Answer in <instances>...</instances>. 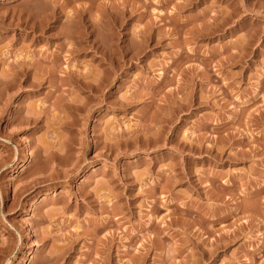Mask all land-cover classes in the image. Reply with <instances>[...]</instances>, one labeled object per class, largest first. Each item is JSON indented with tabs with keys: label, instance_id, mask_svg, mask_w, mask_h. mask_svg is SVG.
Instances as JSON below:
<instances>
[{
	"label": "rangeland",
	"instance_id": "obj_1",
	"mask_svg": "<svg viewBox=\"0 0 264 264\" xmlns=\"http://www.w3.org/2000/svg\"><path fill=\"white\" fill-rule=\"evenodd\" d=\"M18 2L2 0L0 3V24L10 26L9 31L3 34L6 41L13 31L19 36L20 30L16 25L22 27ZM106 2L114 4L116 0ZM120 2L122 7L112 14L117 17V27L134 55L125 58L119 78L109 86L91 52L74 54L69 48L59 54L58 60L55 56L50 57L51 62L46 63L44 74L54 75L63 85L60 92L69 93L65 99L83 97L87 100V94L80 91L74 78L85 85L91 80L90 86L101 87L100 92H92V95L95 97L102 93L103 105L91 112L86 125L81 121L89 140L97 130L113 138L119 137L123 126L119 122L132 119L137 110H142L149 120L168 112L173 118L179 116V121L170 128L166 141L157 143L155 139L147 142L143 137L139 139L141 148H157L158 151L120 157L118 163L127 160L140 164L133 169L140 176L130 177L132 186L127 188L123 197L114 201L110 193L103 192L99 181L107 180V176L96 177L95 184L100 187L102 196L91 205L76 195V189L65 191L59 203L49 205L54 221L50 219L48 225L54 222L56 227L53 231L62 234L45 237L42 226L39 235L30 234V248L46 249L54 264H160L161 260L167 264H189L190 256L182 247L180 237L190 233L194 225L199 226L194 219L199 214L192 210V201L200 197L191 191V187L201 178L211 183L208 177L222 176L234 181L252 167L253 157L264 154V41L259 42V47L246 41L250 17L242 14L243 9H239L240 14H237L234 0ZM250 3L251 0H246L245 6ZM96 10L100 11L99 0ZM33 46H36L35 42ZM129 73L130 78L122 83V78ZM31 79H37L34 72ZM47 82L43 80L44 84ZM73 90L79 92V96H73ZM137 92L144 93V96L137 98ZM17 102L24 107L25 115L31 113L33 123L38 121L46 128L49 116L54 124L62 119L59 108L53 110L54 106H48L51 102L38 95L21 91L12 101L13 104ZM8 110L11 112L13 109L9 106ZM111 121L118 123L113 125ZM145 122L138 119L140 124ZM6 126L7 118L0 128ZM74 131L78 132L79 128ZM16 135L23 137L25 132ZM56 139L51 136L49 142ZM164 144L166 146H162ZM177 146L187 153L183 156L184 166L182 170L173 168L169 172L166 166L175 164L180 158L177 155L174 159L170 151ZM135 147L136 142H127L129 152ZM40 150L43 152L44 148ZM95 155L90 151V158ZM152 157L157 159L149 168L144 161ZM259 163L257 159V167ZM17 164L22 169L27 166V161L21 157ZM93 166L103 167V161H96ZM89 167L92 166H86L85 170ZM162 168H165L163 174L160 172ZM122 179L125 184L129 183V178ZM25 180L32 181V184L38 182L28 173L20 178L8 177L14 187L6 207L11 210L15 204L17 210L11 214H0V225L9 231L16 229L19 232L12 217L24 220L26 207L30 206L27 204L29 197L40 191L39 188L36 192L29 191L31 184L24 183ZM15 186H20L19 191ZM54 186L60 190L59 181ZM203 191L201 185L200 192ZM18 196L22 199L18 200ZM185 201L187 203L181 208ZM212 228H222L224 235L217 236L210 231ZM201 231L207 237L204 243L213 246L220 240L227 241L239 234L240 229L231 221L221 225L208 220ZM17 240L26 242L27 238L21 233ZM241 245L239 251H235ZM200 247L202 245L193 248V264ZM222 247H226L227 255L218 252L216 256L221 264L231 259L233 253L237 259L246 256L248 260L256 261L264 255V243L260 240L248 243L237 240Z\"/></svg>",
	"mask_w": 264,
	"mask_h": 264
},
{
	"label": "clouds",
	"instance_id": "obj_2",
	"mask_svg": "<svg viewBox=\"0 0 264 264\" xmlns=\"http://www.w3.org/2000/svg\"><path fill=\"white\" fill-rule=\"evenodd\" d=\"M97 3L98 0H19L17 11L22 17V27L15 26L20 30L19 36L13 31L10 39L6 41L3 34L9 31L10 26L0 24V124H4L7 118V126L0 128V214H11L17 210L15 204L11 210L6 207L14 187L8 177L20 178L25 173L31 174L38 182L32 184V181L25 180L24 183L31 184V192L40 189L35 196L29 197L27 204L30 206L26 207L24 220L12 217L19 232L16 229L9 231L7 227L0 225V264H54L48 258L46 249L30 248V234L39 235L42 226L45 237L62 234L53 231L56 227L54 222L48 225L50 219L54 221L49 205L59 203L63 193L72 189H76V195L80 199L89 205L93 204L102 196L100 187L95 184L98 176L108 177L107 180L99 181V184L103 185V192L110 193L114 201L120 199L127 188L132 186L130 177L140 176L133 171L134 168L140 167L138 162L126 160L118 163L120 157L158 151L157 148H141L139 139L143 137L145 142L155 139L157 143L166 141L170 128L179 121V116L173 118L168 112L149 120L142 110H137L132 114V119L119 122L123 125L119 137L113 138L97 130L93 139L89 140L86 127L81 126V121L86 125L91 112L103 105V94L94 97L90 87L93 82L89 80L88 87L77 83L80 91L87 94V100L83 97L78 100L65 99L69 93L60 92L63 85L57 82L54 75H45L44 69L46 63L51 62L50 57L55 56L58 60L59 54L69 48L74 54L91 52L92 59L101 66V74L109 85L120 77L125 58L134 55L132 47L123 39L121 29L117 27V17L112 14L122 7V4L120 0H116L114 4L99 0L100 11L97 12ZM234 3L238 15L239 9H243L242 14L250 17L246 41L259 47V42L264 41V0H251L247 7L246 0H234ZM38 37L40 39H37ZM33 42L36 46H33ZM48 48L52 51L48 52ZM179 51L177 48V52ZM118 61L120 63H117ZM33 72L37 76L36 81L31 79ZM130 76V73L124 76L122 83ZM43 80H47V84H44ZM42 88L44 90H41ZM21 91L50 101L48 106H54L53 110L59 108L62 119L54 124L49 116L47 128L38 121L33 123L31 113L25 115L24 107L19 102L12 103ZM72 95L79 96V92L73 90ZM143 96L142 92L136 93L137 98ZM9 106L13 109L11 112L8 110ZM81 112L84 114L81 115ZM138 119H144L146 122L140 124ZM110 123L115 125L118 122ZM28 128L33 131L26 132ZM77 128L79 131H74ZM19 132H25V135H16ZM51 136L57 138L55 142H49ZM128 141L136 142L132 152L127 149ZM42 147L43 152L40 150ZM90 151L96 155L90 158ZM170 151L174 154V159L177 155L180 158L175 164L166 166L167 170H182L183 156L187 153L181 151L179 146ZM21 157L27 161V166L22 169L21 165L17 164V159ZM155 159L157 158L152 157L144 163L151 168ZM257 159L260 161L259 167L256 164ZM96 161H103V167H94ZM86 166L92 167L85 170ZM9 169L12 171L9 172ZM82 171L84 175L81 176ZM160 172L163 174L165 168ZM41 177L43 179H40ZM75 177L79 179L74 180ZM122 177L129 178V183L125 184ZM207 179L211 180V183L201 178L191 187V191L200 197L192 201V210L199 214L198 218L194 217L199 226L194 225L190 233L180 237L182 247L190 256L189 264H193L191 255L193 248L198 245L202 247L195 253V264H221V261L216 259L217 253L225 252L227 255L226 247L222 245L226 246L237 240H243L245 243L260 240L264 243V231H260V228H264V154L253 157L252 167L244 175H238L234 181H228L222 176ZM70 180L74 182L69 184ZM56 181L60 182L59 191L54 186ZM201 185L203 192H200ZM15 187L19 191L20 186ZM17 199H22V196ZM186 203L187 201L180 207L183 208ZM208 220L221 225L231 221L240 232L227 241L220 240L209 246L204 243L207 237L201 231V227H205ZM210 231L217 236L224 235L222 228H212ZM21 233L27 238L26 242H18L17 236ZM240 247L242 245L235 251H239ZM160 264L167 262L161 260ZM224 264H264V255L256 261L248 260L246 256L237 259L233 253L231 259L224 261Z\"/></svg>",
	"mask_w": 264,
	"mask_h": 264
},
{
	"label": "bare ground",
	"instance_id": "obj_3",
	"mask_svg": "<svg viewBox=\"0 0 264 264\" xmlns=\"http://www.w3.org/2000/svg\"><path fill=\"white\" fill-rule=\"evenodd\" d=\"M188 1V0H187ZM187 4V3H186ZM4 19V18H3ZM1 22V21H0ZM222 25V24H221ZM221 28V27H220ZM74 78V77H73ZM73 80V79H72ZM104 80V79H103ZM74 81H75V83L77 84V83H79L80 85H82V86H87V84L88 83H86V85H85V83H82V81L81 80H77L76 78H74ZM73 81V82H74ZM113 83V82H112ZM92 85V84H91ZM108 85V84H107ZM89 86V85H88ZM110 86V85H109ZM91 87V89L93 90L92 92H95V93H98V92H100L101 91V87L100 86H90ZM106 99V98H105ZM104 101V100H103Z\"/></svg>",
	"mask_w": 264,
	"mask_h": 264
}]
</instances>
